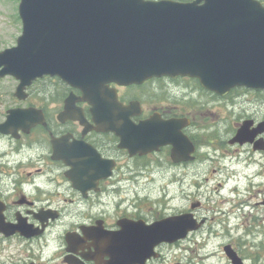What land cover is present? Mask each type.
<instances>
[{"label": "flooded vegetation", "instance_id": "af4514ba", "mask_svg": "<svg viewBox=\"0 0 264 264\" xmlns=\"http://www.w3.org/2000/svg\"><path fill=\"white\" fill-rule=\"evenodd\" d=\"M21 33L20 19L0 21V53ZM107 86L117 100H105L107 110L99 103L93 115L83 92L60 78L28 81L0 68V248L6 246L0 252L12 250V264H184L171 253L214 221L200 214L214 184L213 195L226 206L241 202L236 230L253 242L264 236V89L240 87L220 96L188 77ZM204 102L229 110L235 122L225 131L210 125L207 114L201 117ZM174 119H185L182 132L196 147L192 162L175 164L172 146L136 154L121 146L120 134L134 137L147 122L155 132V124ZM240 129L244 136L233 142ZM221 135L227 139L216 148L223 163L205 164L211 158L204 149ZM165 167H191V205L175 215H192L196 227L183 240L157 244L144 260L147 226L172 215L153 212L148 191L139 187ZM201 170L208 172L200 177ZM223 214H235V206ZM226 246L238 258L234 263L227 255L230 264H247L234 244Z\"/></svg>", "mask_w": 264, "mask_h": 264}, {"label": "water", "instance_id": "95a60500", "mask_svg": "<svg viewBox=\"0 0 264 264\" xmlns=\"http://www.w3.org/2000/svg\"><path fill=\"white\" fill-rule=\"evenodd\" d=\"M19 14L23 33L0 53V68L28 81L58 76L83 92L93 115L99 103L107 110L105 100H117L111 82L187 76L222 96L240 86L264 89V6L255 0H21ZM183 123L161 121L155 132L148 131L154 123H142L134 137L120 134L121 146L136 154L171 145L174 161L191 160L195 148ZM192 226L189 217H173L145 236L150 245L156 237L173 242Z\"/></svg>", "mask_w": 264, "mask_h": 264}, {"label": "rangeland", "instance_id": "374dc122", "mask_svg": "<svg viewBox=\"0 0 264 264\" xmlns=\"http://www.w3.org/2000/svg\"><path fill=\"white\" fill-rule=\"evenodd\" d=\"M18 15L17 0H0V21L10 22L12 20L16 22L19 19ZM16 38L11 42L12 44L16 42ZM198 99L203 101L202 97H198ZM206 114L208 115L206 119H209L210 125L216 126L222 129V131H225L228 122L233 123L236 120L229 110L227 111L224 107H219V104L215 102H210V104L204 102V111H202L201 117L206 116ZM222 117L227 118V123L221 120ZM226 139L225 136L221 135L213 141V144L204 149V152L208 153L209 158H211L205 164L223 163L219 161L222 151L216 148V143L225 142ZM205 171L208 172V170H201L199 176L202 177ZM216 178L219 179L218 174L215 176ZM191 179V167L183 170L165 167L162 170L151 172L150 183L141 188L139 187V189L148 191L150 194L151 198L146 200L153 212L158 211L168 215L172 213L176 214L190 206ZM213 186L211 188L212 200L204 203V209L200 211V214L205 213L208 217L214 218V221L207 226V231L191 235L188 240L184 241L182 243L183 249L180 252L176 251L171 254L179 258L184 264H230L224 248L228 243H232L237 247L240 254L248 258L247 264H264V236L254 239L255 242L253 243L252 236H247L240 229L236 230L237 217L242 214V210H238L241 202H235L233 205L229 204V206H226L228 203L221 202L222 200L219 196L213 195L215 194ZM233 206H235V214H227L228 209L232 210ZM223 213H226L228 216H224ZM227 217H229V221H227ZM260 242H263V247L257 246ZM11 252L12 250L1 251L0 262H5L6 264L14 263L15 261H9L8 258ZM48 252L54 253V249L51 248ZM211 255H216L217 258H213L212 256L209 259L208 256ZM247 255H251V257Z\"/></svg>", "mask_w": 264, "mask_h": 264}, {"label": "bare ground", "instance_id": "6f19581e", "mask_svg": "<svg viewBox=\"0 0 264 264\" xmlns=\"http://www.w3.org/2000/svg\"><path fill=\"white\" fill-rule=\"evenodd\" d=\"M212 256L214 257L215 255L208 256V258L210 259V258H212Z\"/></svg>", "mask_w": 264, "mask_h": 264}]
</instances>
